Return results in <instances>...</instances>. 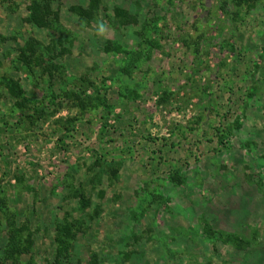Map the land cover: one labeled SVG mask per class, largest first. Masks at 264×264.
Listing matches in <instances>:
<instances>
[{
	"label": "rangeland",
	"instance_id": "374dc122",
	"mask_svg": "<svg viewBox=\"0 0 264 264\" xmlns=\"http://www.w3.org/2000/svg\"><path fill=\"white\" fill-rule=\"evenodd\" d=\"M0 264H264V0H0Z\"/></svg>",
	"mask_w": 264,
	"mask_h": 264
},
{
	"label": "trees",
	"instance_id": "16d2710c",
	"mask_svg": "<svg viewBox=\"0 0 264 264\" xmlns=\"http://www.w3.org/2000/svg\"><path fill=\"white\" fill-rule=\"evenodd\" d=\"M240 1V0H239ZM242 1V0H241ZM131 94V97H133V98H136L137 97V95L136 94H133V93H130Z\"/></svg>",
	"mask_w": 264,
	"mask_h": 264
}]
</instances>
